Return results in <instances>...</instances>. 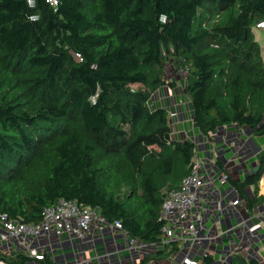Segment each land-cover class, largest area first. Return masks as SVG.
<instances>
[{
  "label": "trees",
  "instance_id": "16d2710c",
  "mask_svg": "<svg viewBox=\"0 0 264 264\" xmlns=\"http://www.w3.org/2000/svg\"><path fill=\"white\" fill-rule=\"evenodd\" d=\"M261 23L264 0H0V215L37 225L73 201L158 246L143 264L179 254V242L162 243V207L197 144L176 140L151 99L176 85L171 67L186 75L201 135L237 126L264 137ZM263 177L264 153L252 174L229 177L250 212L264 206ZM31 262L0 251V264Z\"/></svg>",
  "mask_w": 264,
  "mask_h": 264
},
{
  "label": "built area",
  "instance_id": "2783aa9c",
  "mask_svg": "<svg viewBox=\"0 0 264 264\" xmlns=\"http://www.w3.org/2000/svg\"><path fill=\"white\" fill-rule=\"evenodd\" d=\"M257 29L264 31V23L259 24ZM77 59L81 60V57L77 56ZM181 75L186 76L183 73ZM175 95L173 90L168 91V98L174 99ZM156 96L158 98L155 106L163 107L166 98L162 97L161 90L155 93L153 98ZM173 108L174 111H168V115L174 131V138L179 141L191 140L195 142L194 138L186 132H180L178 105ZM207 139L210 144V139ZM208 163H210L209 160L202 159L197 153L192 173L183 181L179 190L166 193L162 207L161 221L164 224L162 243L169 245L172 242H179L181 246L188 245L185 251L181 249L179 253L185 255L182 264H203V259L194 260L191 257V254L203 244H205L204 257L212 256L220 264H228L233 256L240 254L238 253L240 248L235 247L230 255H221L219 258V244L223 241L224 235L233 231L234 228H230L225 233L219 232L220 222L214 224L211 229L207 228L210 219L219 217L225 211L223 188L228 185L230 177L227 171L217 173L216 170L209 169ZM233 192L237 191L233 189ZM242 204L243 201L238 199L230 202L229 205L236 209ZM244 225H246L245 222L239 227ZM105 227L110 228L115 236L118 233H123L126 236L127 246L125 249L131 255L134 263L143 264L144 259L158 252V246L155 244L132 239L120 222L110 224L97 210L66 200H61L55 207L48 208L44 213L43 221L37 225L20 224L10 220L7 215H0V251L7 257L14 251L23 252L32 261L41 262L49 254V249L55 253L53 250L55 246L63 249L67 243L71 245L75 253L73 264H89L90 250L85 252L86 259L85 256H79L76 253V244L79 242L87 245L90 235L95 232L103 235ZM50 256L53 261L56 260V254ZM65 261V264H68L66 258ZM37 262L35 263L38 264Z\"/></svg>",
  "mask_w": 264,
  "mask_h": 264
},
{
  "label": "crops",
  "instance_id": "0c3cea01",
  "mask_svg": "<svg viewBox=\"0 0 264 264\" xmlns=\"http://www.w3.org/2000/svg\"><path fill=\"white\" fill-rule=\"evenodd\" d=\"M173 81L176 83L175 86H166L161 90L162 97L166 98L163 107L168 109V111H174L173 107L178 105L180 132H186L187 134L191 130L196 132V128L193 125L192 104L184 94L186 85L184 75L173 76L170 82ZM169 90L175 92L174 99L168 98ZM160 107L162 106H154L155 109ZM209 150L211 155L209 153L205 155L210 161L208 168L216 170L217 173L221 172L222 163L230 178L237 180L252 174L256 169L258 161L264 153V137L256 138L251 135L249 130L230 126L217 132L210 138ZM233 159L238 161H236V165L232 166V162L230 161ZM211 163L213 164L210 165ZM263 179L260 184V194L262 196H264ZM233 189L229 184L223 188L225 211L219 217L210 219L207 224V228L211 229L214 224L220 222L219 232L224 233L230 230V228H234L233 231L224 235L223 241L219 244V258L221 255H230L233 248L239 247L238 253L249 259L255 258L260 264H264V206L251 212L246 209L244 202L236 209L231 207L229 205L230 202L240 199L238 192H233ZM244 222L246 225L240 228L239 226L244 224ZM87 242V245L78 242L75 250L79 256L83 257H86L85 252L90 250L89 264H137L132 261L131 255L125 249L127 239L123 233H118L115 236L110 228L105 227L103 235L95 232L90 235ZM187 248L188 245L183 244L181 246L183 251ZM53 250L55 253L49 249V254H56V260L59 264H65V258L68 264L74 263L75 253L71 245L66 243L63 249L55 246ZM204 251L205 244L201 245L197 248L196 252L191 254L192 259L202 260L205 255ZM201 254L202 256L199 257ZM184 257V254H177L169 259L146 264H175V262L182 264ZM135 258H137L136 255Z\"/></svg>",
  "mask_w": 264,
  "mask_h": 264
},
{
  "label": "rangeland",
  "instance_id": "374dc122",
  "mask_svg": "<svg viewBox=\"0 0 264 264\" xmlns=\"http://www.w3.org/2000/svg\"><path fill=\"white\" fill-rule=\"evenodd\" d=\"M254 34H255L257 42H259V44L261 45L262 55H263V58H264V31L263 30H258L257 28H255L254 29ZM175 75H176L175 70L170 67L168 72H167L168 81H170V79L173 76H175ZM157 98H158V96H156V98H153V100L151 101V104H150L151 107L155 106V102L157 101ZM188 135L190 137L194 138V140H195V142L197 144V153H198V155H200V157L202 159H205V160L207 159L208 160L209 158L207 156H205V155H207L210 152L208 139L206 137H204L203 135H201V133L197 129H196V132H194V130H191ZM236 161H238V160L233 159V160L230 161V162H232V166L234 164L236 165ZM201 256H202V254L199 257H201ZM30 264H36V263L33 261ZM175 264H179V263L175 262Z\"/></svg>",
  "mask_w": 264,
  "mask_h": 264
},
{
  "label": "bare ground",
  "instance_id": "6f19581e",
  "mask_svg": "<svg viewBox=\"0 0 264 264\" xmlns=\"http://www.w3.org/2000/svg\"><path fill=\"white\" fill-rule=\"evenodd\" d=\"M262 186H263V188H264V179H263V183H262Z\"/></svg>",
  "mask_w": 264,
  "mask_h": 264
}]
</instances>
